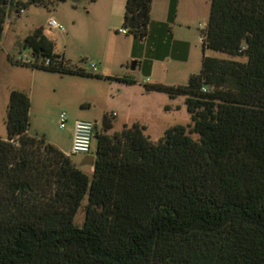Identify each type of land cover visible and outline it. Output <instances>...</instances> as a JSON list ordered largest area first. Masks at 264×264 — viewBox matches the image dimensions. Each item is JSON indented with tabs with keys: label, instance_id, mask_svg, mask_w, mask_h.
I'll return each mask as SVG.
<instances>
[{
	"label": "trees",
	"instance_id": "obj_1",
	"mask_svg": "<svg viewBox=\"0 0 264 264\" xmlns=\"http://www.w3.org/2000/svg\"><path fill=\"white\" fill-rule=\"evenodd\" d=\"M57 1L0 0V43L8 7L19 13ZM208 1L199 72L186 84L145 83L184 96L190 114L156 142L140 123L109 133L106 114L88 171L29 133L30 97L10 91L0 137V264H264V0ZM152 2H125L122 26L137 39L147 37ZM23 46L31 61L21 65L135 81L71 64L43 26Z\"/></svg>",
	"mask_w": 264,
	"mask_h": 264
},
{
	"label": "rangeland",
	"instance_id": "obj_2",
	"mask_svg": "<svg viewBox=\"0 0 264 264\" xmlns=\"http://www.w3.org/2000/svg\"><path fill=\"white\" fill-rule=\"evenodd\" d=\"M166 7L162 0L152 2L150 22L165 13ZM209 8L208 0H177L176 13L171 19L174 21L169 24L170 39L160 43L155 52L146 53L138 47L140 39L120 32L124 28L121 22L125 9L121 3L114 5L108 0L30 3L19 13L8 7L0 43V137L7 136V104L13 89L25 90L30 97L29 133L44 135L49 142L61 138L66 142L75 120L96 121L100 128L106 114L112 122L109 133L121 130L124 124L140 123L153 142L158 141L168 127L189 123L184 96L172 98L162 91H147L145 83L186 84L191 74L199 72L203 56L200 34L208 20ZM51 17L63 24L64 31L47 26ZM39 26H43L45 34L53 40L54 49L71 64L88 72L125 76L135 81L71 75L17 63L19 57L31 56L23 41ZM133 54L137 57L132 58ZM206 54L229 57L210 49ZM145 59L153 62L154 74L144 73L141 65ZM61 112L67 115L63 127L59 126ZM192 136L197 137L194 133ZM95 147L94 136L92 150ZM84 156L83 153L72 154L76 162H81ZM85 166L88 171L91 169L90 165ZM83 218L80 210L77 221L81 223Z\"/></svg>",
	"mask_w": 264,
	"mask_h": 264
},
{
	"label": "crops",
	"instance_id": "obj_3",
	"mask_svg": "<svg viewBox=\"0 0 264 264\" xmlns=\"http://www.w3.org/2000/svg\"><path fill=\"white\" fill-rule=\"evenodd\" d=\"M112 1V3L115 5L117 4H122L123 7L125 6L126 0H108ZM155 0H153L154 3ZM163 3L165 2V13H163L160 17H154L153 20L149 23L148 26V34L147 37L143 40H141L138 44V47L142 48V50H145L146 53L148 51L155 52L156 47L160 45V43H164L165 41H168L170 39V35L172 34L171 27L169 26L170 23H173L174 20H171L170 15H169V4L171 0H162ZM161 2V0H160ZM124 13V11H123ZM151 14H153V11H151ZM122 21V20H121ZM207 22V20H206ZM122 23V22H121ZM115 28V27H114ZM171 33V34H170ZM186 43V41H184ZM162 43V44H163ZM136 44V45H137ZM133 51V50H131ZM137 57L136 54H133L132 58ZM136 58V64L139 63V60ZM148 59H145L144 63L141 65L142 69L144 70V73L147 75L154 74L153 73V62L147 61ZM153 60H158V58H154ZM34 73V70H33ZM96 122V121H95ZM60 126V123H59ZM61 127V126H60ZM73 129H74V122L70 125V134L68 136V139L66 142L61 138V139H56L52 141L51 143L55 144L57 147H59L64 153L69 154L71 145H72V134H73ZM94 150V149H93ZM81 164V162H80ZM92 169V166H90Z\"/></svg>",
	"mask_w": 264,
	"mask_h": 264
},
{
	"label": "built area",
	"instance_id": "obj_4",
	"mask_svg": "<svg viewBox=\"0 0 264 264\" xmlns=\"http://www.w3.org/2000/svg\"><path fill=\"white\" fill-rule=\"evenodd\" d=\"M47 26L51 28H56L61 31H64V26L54 17H51ZM120 32L127 33V28H121ZM22 63H29L31 61V57L21 56L17 59ZM93 71L96 70V66L94 63L91 64ZM149 79L146 78V81ZM67 120V115L65 112H61L59 114V123L60 126L63 127ZM96 131V122L88 121V120H75L74 121V129L72 134V145L69 155L83 153L89 154L92 150V139L95 136Z\"/></svg>",
	"mask_w": 264,
	"mask_h": 264
},
{
	"label": "water",
	"instance_id": "obj_5",
	"mask_svg": "<svg viewBox=\"0 0 264 264\" xmlns=\"http://www.w3.org/2000/svg\"><path fill=\"white\" fill-rule=\"evenodd\" d=\"M97 133V130L95 131V134ZM95 161V154L89 153L85 154V156L82 158L81 165H90L92 166Z\"/></svg>",
	"mask_w": 264,
	"mask_h": 264
}]
</instances>
